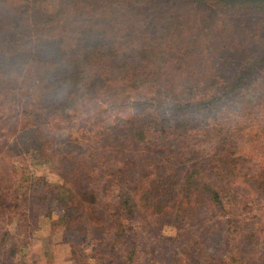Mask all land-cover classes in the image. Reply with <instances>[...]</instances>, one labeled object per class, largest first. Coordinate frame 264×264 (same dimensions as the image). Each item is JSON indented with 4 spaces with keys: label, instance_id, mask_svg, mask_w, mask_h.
<instances>
[{
    "label": "trees",
    "instance_id": "obj_1",
    "mask_svg": "<svg viewBox=\"0 0 264 264\" xmlns=\"http://www.w3.org/2000/svg\"><path fill=\"white\" fill-rule=\"evenodd\" d=\"M45 2L49 12L39 21L11 29L7 1L0 0V167L8 156L35 158L38 150L59 159L70 199L63 241L81 243L80 234L90 233L92 251L80 252L77 264H155L160 226L179 219L182 242L197 213L180 210L185 199L217 205L264 199V151L257 147L263 141L254 138L264 136V119L254 122L264 117V104L239 90L264 63V50L222 84L223 76L206 73L204 58L138 46L152 27L176 32L171 0ZM158 6L166 15L160 17ZM186 25L179 23L178 35ZM189 46L173 42L168 50L185 55L196 45ZM140 66L149 72L137 71ZM84 110L100 125L74 133L69 126ZM104 110L109 115L101 119ZM17 169L5 170L0 205L20 218L19 199H39L40 187L25 186ZM26 227L31 223L16 232L30 236ZM0 232V264H16L14 232L3 247L11 233Z\"/></svg>",
    "mask_w": 264,
    "mask_h": 264
},
{
    "label": "rangeland",
    "instance_id": "obj_2",
    "mask_svg": "<svg viewBox=\"0 0 264 264\" xmlns=\"http://www.w3.org/2000/svg\"><path fill=\"white\" fill-rule=\"evenodd\" d=\"M6 1V13L13 17L11 29L17 28L24 21H39L49 12L45 0ZM171 2V14L176 32H165L164 28L152 27L149 36L145 33L139 35L137 41L139 47L146 45L150 49L154 46L158 47L157 50L186 57L196 55L202 59L201 63L204 58L206 73H217L223 76L222 84H225L227 77L241 71L245 65L253 61L256 55L263 52L264 0H203L200 3H195L193 0H171ZM158 11L161 13L160 17L166 15L162 7ZM147 14L148 12L145 13ZM182 20L187 22V25L183 28L185 33L180 36L177 30H180L179 23ZM124 33H127L126 29ZM167 33L173 38L166 36ZM130 42L131 40L126 41L129 47L133 45ZM173 42L178 46L187 45V50L190 48L189 45L196 46L194 50L184 55L180 54L179 50L175 52L168 50V46ZM137 71L149 72L147 68H141V66ZM209 82L210 80L206 81V83ZM220 85L218 83L215 87ZM210 87H212L210 90H213V84ZM239 90L254 92L258 95L257 99L261 98L264 104V63L258 64L253 69V75L239 86ZM101 101L105 102L104 98L97 103ZM252 101L257 102L254 97ZM245 104H248L247 101H243V105ZM102 108L107 109L106 106ZM84 111L87 112L84 116L74 117V123L77 125L69 126L74 133L76 131L83 133L82 129L90 132L100 125L101 120L93 119L94 113ZM108 112L109 110H104L101 119L109 115ZM80 118L83 119L82 123L78 122ZM257 118L259 119L254 122L264 119L261 116ZM226 122L231 121L226 120ZM236 125L240 127L238 125L243 123L239 122ZM202 130L203 127L199 126V133H202ZM257 137L263 141V144L257 146L259 151L263 152L264 136L258 135L254 138ZM12 162H14L13 165ZM14 165L19 167L17 172L19 176L23 175L25 186L37 184L40 187V193L39 199L33 197V194L31 196L29 194L27 199H19V205L22 208L20 218L18 214L12 215V208L11 211L7 208L3 210L1 209L3 205H0V229H7L11 233L10 238L4 237L1 242L2 247L5 243H12L14 232V238L19 246V251L15 255L16 264H77L80 252L88 255L92 251V246L88 243L90 233L85 230L82 236L80 234V240L82 239L80 244L79 240L69 243L63 241L65 207L70 199L61 186L65 169L59 159L53 158L44 150H38L35 158L25 155L8 156L3 168L0 167V182L6 173L12 174ZM3 183L6 184V182ZM251 197L250 199H227V203L218 205L211 204L206 199L180 201L181 211L189 215L197 213L191 219L190 226L185 231L187 233L181 237L182 242H179L177 237L179 232L176 230L180 225L179 219L165 222L160 226L156 236L160 234L162 237L156 243L161 254L154 263L264 264V199ZM1 201L2 199L0 203ZM176 203H179V200ZM203 212L207 215L206 220H204ZM23 222L31 223V230L27 227L25 230L26 233L31 231L30 236L23 237L21 232H16V227ZM1 234L2 232L0 236ZM199 237L200 240L197 239ZM147 252H145L146 255ZM91 263L98 264L94 261Z\"/></svg>",
    "mask_w": 264,
    "mask_h": 264
}]
</instances>
